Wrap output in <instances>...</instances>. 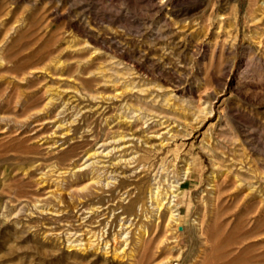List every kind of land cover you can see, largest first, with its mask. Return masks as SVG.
Wrapping results in <instances>:
<instances>
[{
    "label": "rangeland",
    "instance_id": "obj_1",
    "mask_svg": "<svg viewBox=\"0 0 264 264\" xmlns=\"http://www.w3.org/2000/svg\"><path fill=\"white\" fill-rule=\"evenodd\" d=\"M0 264H264V0H0Z\"/></svg>",
    "mask_w": 264,
    "mask_h": 264
},
{
    "label": "bare ground",
    "instance_id": "obj_2",
    "mask_svg": "<svg viewBox=\"0 0 264 264\" xmlns=\"http://www.w3.org/2000/svg\"><path fill=\"white\" fill-rule=\"evenodd\" d=\"M230 2H231V0H230ZM229 3V2H228ZM214 7V6H213ZM238 10V9H237ZM171 138V137H170ZM176 146V145H175ZM66 156V155H65ZM130 159V158H129ZM184 173V172H183ZM186 174V177H187V175H188V173L187 172H185ZM155 194V193H154ZM157 194V193H156ZM163 202H164V200H163ZM260 203V202H259Z\"/></svg>",
    "mask_w": 264,
    "mask_h": 264
}]
</instances>
